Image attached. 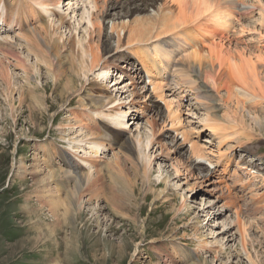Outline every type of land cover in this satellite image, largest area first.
<instances>
[{"label":"rangeland","instance_id":"374dc122","mask_svg":"<svg viewBox=\"0 0 264 264\" xmlns=\"http://www.w3.org/2000/svg\"><path fill=\"white\" fill-rule=\"evenodd\" d=\"M123 1L97 0L99 13L95 15L101 23L91 36L94 52L102 54L108 46L115 51L126 41L117 38L123 37L118 29L123 24L118 23L143 20L154 9L127 17L121 15L119 6L108 9ZM147 1L155 7L162 2ZM106 9L110 13L105 16ZM256 11L253 21L258 17ZM250 21L244 17L235 28L227 27L229 40L223 41L224 59L227 55L235 58L246 83L224 71L214 82L209 72L201 78L209 88L214 86L211 93L221 97L216 103L217 116H213L228 125H222L228 132L222 144L201 121L203 112L193 107L196 103L191 92L182 95L176 90V97L165 91L162 99L156 85L148 83L157 82V77L145 73L134 44H123L109 56L112 66L100 81L103 87L94 89L97 85L93 84L92 93L105 92L120 71L126 75L121 74L117 85L129 83L128 75L140 68L142 79H132L138 82L135 89L128 86L134 96L121 98L124 94L118 103L122 108L125 100L133 98L134 104L141 106L132 107L125 118L134 136L138 132L142 140L152 136L148 148L152 161L147 170L129 147L126 130L117 141L104 142L96 158H87L91 168L76 169L83 186V204L76 211L84 212L85 220L90 216L96 219L86 228L83 222L74 221V211L67 212L66 191L57 189L51 173L67 167L60 157L62 150H71V162L82 164L81 148L71 149L63 139L70 135L69 127L87 126L83 131L89 137L107 132L102 120L86 112L88 85L73 76L66 52L59 58L66 56L60 65L62 74L56 79L49 77L42 65L36 85L29 69L28 74L22 72V67H27L23 55L14 52L23 65L16 63L14 56L15 60L2 58L1 52L8 46L0 43V264H248L240 251L239 233L219 253L218 261L210 250L216 245L214 236L222 235L223 224L229 221H234L232 231L238 227L245 231L254 262L264 264V36L259 33L264 29ZM111 22H117L114 31ZM39 24L40 20L30 24L27 17L23 32H19L26 33ZM59 31L64 38L69 35L64 28ZM212 40L210 37L207 42ZM218 46L214 50L220 49ZM29 59L33 61L32 56ZM4 77L6 84L1 80ZM165 101L172 106L180 102V124L165 111ZM184 127L192 131L183 135ZM88 169L92 175L87 181ZM204 174L207 177H202ZM73 185L74 181L68 185L70 190ZM200 239L210 242L207 249L199 244Z\"/></svg>","mask_w":264,"mask_h":264},{"label":"bare ground","instance_id":"6f19581e","mask_svg":"<svg viewBox=\"0 0 264 264\" xmlns=\"http://www.w3.org/2000/svg\"><path fill=\"white\" fill-rule=\"evenodd\" d=\"M63 1L65 2L64 4ZM119 3L117 5H110L108 9H116L119 6L122 11L121 15L124 17L137 11L147 12L150 7H154L155 10L149 11L150 13L148 12L143 20L133 19L130 22L118 23L123 24L118 28L119 31H123V37L118 35L117 38H125L126 41L122 45L116 46L114 48L115 51L117 48L123 46V44H134L133 47L137 49V54L143 62L141 63V67L145 73L149 77H157V82L149 81L148 83L153 84V86L156 85V88L161 91L162 99H164L165 91L172 92V95L176 97V90H179L178 93L182 95L186 92H191L193 100L196 103L193 107L203 112L201 121L204 122L210 132L217 135L220 144H222L227 139L228 132H225L226 127L222 126L225 123L221 124L222 122L220 123V120L215 117L217 116L215 113L219 109L216 103L218 100H221V97L211 93L213 92L211 88L214 86L209 88L207 84L201 81V78L202 76L206 77V73L209 72L212 75L211 80L214 82L224 71L231 77L233 75L236 80L238 78L239 82L246 83L247 78L241 77L240 72L243 70H240L235 64V58L232 55H227L224 59L223 41L229 36V29L227 27L235 28L236 23H241L244 17L251 19L252 23L258 22L259 26L264 29V0H162V2H159L161 4L158 7H155L154 2L147 0H124L122 4ZM61 4L65 8L63 6V9H61ZM255 9L257 10L256 14L258 17L253 21L252 15L255 13ZM96 12L99 13L97 0H0V43L8 46V48L5 47V51H0L3 56L2 58L10 56L14 59L15 57L17 59L16 63L23 65L14 56V52L18 51V55H23V62L27 64L26 68L22 67V72L28 74L27 69H29L30 77L38 85L42 65H46L47 69L45 73L49 77L56 79L62 74L63 70L60 68V65L64 63L66 56H63L62 60H59V58L63 52H66L69 55L67 63L73 76H76L75 78L78 79V82L81 80V82L88 85L84 95L86 98H90H88L89 104L85 106L86 112L94 118L102 120L106 125L107 132L99 137L93 136L92 132H90L92 133V137L87 136L83 131V128L87 126H78L79 128L77 127V129L69 127L70 135L64 136L65 138L63 139L64 141H68L69 145H72L70 146L71 149L81 148L84 155L81 159L82 164L71 162L73 158L71 150L70 152L62 150L60 157L62 161H65L64 164L67 167L51 173V179L54 180L57 189L66 191L68 206L65 205L67 206V212L74 211V221L83 222L85 228L91 222H95L96 219H91L90 216V218L85 220L86 214L76 211L83 204L81 197L83 186L80 184L79 177L77 176L79 172H75L76 169L83 167L91 168L92 164L87 158H96L97 152L100 151V148L104 147V142L117 141L124 135L126 130L129 131V147L137 153L136 155L144 162L147 170L150 169L152 161V155L148 151L152 143V136L148 135L149 137L147 136L143 140L139 132L134 136L129 126H127L128 120L125 118L132 107L140 109L141 106H136L133 98L125 100L122 108H120V104L118 103L121 100L120 96L125 94L121 98L126 99L129 95H133V91L129 90L128 86H133L131 89H135L134 84L138 82L135 83V80L132 79L134 77L136 80L142 79L143 76L140 70H138L140 68L134 69L133 76H131L132 74L128 75L130 79L129 83L125 82L117 85L120 82L119 78L121 74L126 75L120 71L118 78L115 77L106 86L105 90L107 92L100 93L96 91V93H92L93 84L97 85L94 89H101L103 87L100 81L106 79L105 74L111 65L108 58L115 52L109 46L103 50L102 54L93 50L91 36L95 31V27L97 26L98 28L101 23L100 18L95 15L97 14ZM108 12L106 9L103 15H108ZM237 13H241L243 17H240V14ZM26 15L30 24L34 20H40L41 24L29 27L26 33L22 34L19 30L23 32V28L27 24ZM57 15L60 16L58 19H55ZM116 25L117 22H111L110 29L116 30ZM63 28L69 34L65 38L61 31H59ZM259 33L261 36H264L263 31L259 30ZM210 37L213 40L207 42ZM216 37H219V41L217 42L215 41ZM217 45H219L220 49L214 50V48H217ZM21 50H24L25 54ZM29 56H32L33 61H30ZM75 57L76 59H73ZM137 61L140 62V60ZM1 80L3 84L8 83L6 77ZM87 85H84V87ZM120 92L122 93L121 95ZM4 95L5 99L9 100V96L7 94ZM182 95L180 96L181 98H183ZM164 106L165 111L174 122L176 121L180 124L181 117L178 114L181 107L180 102L177 101L172 106L171 102L167 103L165 101ZM150 126L152 125L150 124ZM225 126L228 125L225 124ZM134 127L137 132L138 124H135ZM230 127L228 128L231 130ZM113 129L116 130L115 133ZM191 131H189V128L184 127L180 133L184 135L186 132ZM241 131L243 132V129ZM241 131L237 133H242ZM236 132L233 133L236 134ZM193 168L197 169L198 165L194 164ZM91 175L92 170L88 169V173L84 177L85 180L88 181ZM160 176L161 174L158 173L157 177L160 178ZM202 177L205 178L207 176L204 174ZM72 181H74L73 190H70L68 185ZM88 200L89 198L86 199V201ZM86 201L85 203H87ZM233 222H225L223 224L225 226L223 234L214 236L216 245L210 250H213L215 253V261H218L219 253H223L227 249L228 243L235 240V234L239 233L240 251L246 255L248 264H256L248 253V239L247 235L243 233L245 231L241 230L240 227L232 231ZM236 222L240 224L239 220ZM74 237H77V235H74ZM83 242L85 241L83 240ZM208 243L210 242L202 239L199 240V244L206 249L209 247V245L207 246Z\"/></svg>","mask_w":264,"mask_h":264}]
</instances>
